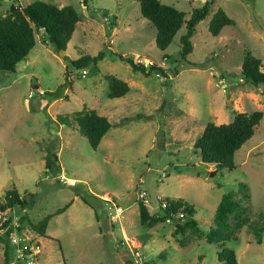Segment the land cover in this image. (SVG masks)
Listing matches in <instances>:
<instances>
[{
  "label": "rangeland",
  "instance_id": "1",
  "mask_svg": "<svg viewBox=\"0 0 264 264\" xmlns=\"http://www.w3.org/2000/svg\"><path fill=\"white\" fill-rule=\"evenodd\" d=\"M42 1L71 5L82 23L75 25L62 54L36 32L34 46L15 71H0V200L14 189L27 201L24 208L0 213V223L9 218L17 228L11 234L17 244L38 241L36 264H130L124 234L139 243L143 264H224L214 243L188 230L180 236L173 235L170 222L139 224L136 194L146 192L149 214L156 211L157 195L180 199L193 207V218L206 231L221 194L235 192L242 182L248 195L241 201L245 223L236 239L223 246L233 250L237 264H264V85L239 73L246 52L259 59L264 72V0H210L207 15L189 38L192 49L185 59L179 55L185 27L164 50L158 49L154 27L140 16L134 0H83L86 9L78 0ZM159 1L187 19L192 8L209 0ZM7 5L8 0H0V10ZM217 9L233 24L212 36L207 22ZM83 11L89 15L87 23ZM99 50L102 59L95 68H83V75L70 63ZM120 55L139 58L144 66L151 61L161 71H133ZM107 74L124 81L129 91L107 98ZM50 92L59 96L49 99ZM82 109H94L111 124L95 149L72 121ZM255 110L262 117L234 152L232 169L200 162L192 144L205 123H227L234 111ZM62 117L70 123L58 125ZM51 122L58 128L50 127ZM46 149L57 157L55 174L44 172ZM60 175L70 179L62 182ZM108 199L123 209L121 226L109 222L110 210L103 205ZM46 215L51 217L45 235L39 236L32 225ZM2 250L0 243V264ZM11 255L9 264H23L16 250Z\"/></svg>",
  "mask_w": 264,
  "mask_h": 264
},
{
  "label": "trees",
  "instance_id": "2",
  "mask_svg": "<svg viewBox=\"0 0 264 264\" xmlns=\"http://www.w3.org/2000/svg\"><path fill=\"white\" fill-rule=\"evenodd\" d=\"M134 1L138 4L140 16L154 27V45L158 49L164 50L171 42L176 31L182 25L185 27V32L179 37V55L185 59V56L192 49L189 38L194 32L195 25L207 15L211 1H205L199 7L192 8L187 19H184L182 11L163 4L159 0ZM79 18L80 15L69 4L57 7L42 0H34L23 6L17 3L9 5L7 13L0 15V71H15L16 64L24 59L34 46V35L38 31H41L48 41L51 39L50 43L56 51L64 52ZM232 24V19L227 17L221 9H217L207 22V30L212 36H216L223 26ZM111 26L112 24L108 26L109 29L112 28ZM103 55V51L99 50L94 55H80L71 60L70 63L74 68H80L81 71H84L83 68H95L97 61L102 59ZM119 57L124 59L133 71H139L142 74H148L152 70L161 71L159 67L152 64L144 66L131 58H123L121 55ZM163 57L166 58L167 56ZM239 73L242 79L254 85H264V72L260 70V61L248 52L242 56ZM104 78L107 82V98H118L129 91L128 85L121 79L109 74L105 75ZM56 96L59 95L55 92L49 93V99H54ZM261 117L262 113L258 110L250 113L234 111L231 120L227 123H205L192 144L198 153L200 162L208 165L212 164L214 168L232 169L234 167V152L250 138L254 126ZM72 121L92 149L97 147L101 137L111 127L110 122L104 116L98 115L94 109L77 111L75 116L72 117ZM62 123L69 124L70 122L66 117H62L57 124ZM43 159L44 172L55 174L58 168L55 153L46 149ZM245 190V184L239 182L235 192L230 191L221 194L214 209L213 224L206 231L201 230L193 218V207L178 198H165L169 207L165 210L157 209L153 214H149L147 207L138 201V222L141 225L151 226L158 221L169 218L173 224V235L182 236L188 230L197 238H203L207 242L214 243L218 247L216 253L219 261L224 264H237L233 250L224 247L223 242L236 239L237 231L245 223V218L241 216L246 211V207L242 205L241 201L248 199ZM238 193L240 197H236ZM80 198L85 204L90 205L86 198L82 196ZM97 199L101 201V199ZM25 204H27V201L22 199L16 190L10 189L5 191L0 200V213L14 207L24 208ZM179 209L184 212L181 221L174 216ZM50 217L51 215H46L32 225L33 230L39 236L45 235L46 224ZM230 220L234 221L231 225L229 224ZM0 229L3 230L0 236V243L3 245L2 263L9 264L12 257L11 253L17 247H14L9 241L8 235L17 228L13 227L9 218H7L1 221ZM255 235L257 236L256 242L260 243L258 233ZM177 242L179 246L184 245L183 238L177 239ZM22 253L26 254V250L22 249ZM199 259H201V256Z\"/></svg>",
  "mask_w": 264,
  "mask_h": 264
},
{
  "label": "built area",
  "instance_id": "3",
  "mask_svg": "<svg viewBox=\"0 0 264 264\" xmlns=\"http://www.w3.org/2000/svg\"><path fill=\"white\" fill-rule=\"evenodd\" d=\"M79 6H81V8L86 9V5L83 3V0H78ZM100 17H101V13H100ZM102 20L106 23V25L110 26L111 22L107 20L106 16L102 17ZM112 28H110L111 31ZM112 43L111 38L108 40V45H110ZM135 62L137 63H141L142 60L137 58L135 60ZM151 65V61H148V63ZM83 73H85V71L81 72V75H83ZM156 76L159 75V73H155ZM60 180L62 182L66 181V178H64L62 175L59 176ZM137 200L142 202L145 206L148 204V196L146 194V192L144 190H140L138 191V193L136 194ZM155 202H156V210L157 209H161V210H165L169 207L167 201L165 200V198L157 195L155 196ZM103 205L105 208L109 209L110 212L108 213V219L109 222L111 224H113V221H116L118 226H121V216L123 213V209L121 208L120 205H118L117 203L113 202L111 199L105 200L103 202ZM175 217L179 218V220L181 221L184 217V212L182 210H178L176 211V214H174ZM164 221L166 222H170L171 220L169 218H166ZM2 230V229H1ZM3 232V230H2ZM13 233V231L11 233H9L8 238L9 241L12 244L16 245V257H18L19 259H21V261L23 262V264H36V255H37V251L39 249L38 246V241L34 242V244L32 245H20L17 244V241L14 239V237L11 235ZM123 239L126 241L125 242V246L131 256V262L130 264H143V257L141 254V251L139 250L140 245L139 243H135L133 240H129L128 238H126L123 234ZM129 242V243H128ZM19 245V246H18ZM22 249L26 250V254L22 253Z\"/></svg>",
  "mask_w": 264,
  "mask_h": 264
},
{
  "label": "crops",
  "instance_id": "4",
  "mask_svg": "<svg viewBox=\"0 0 264 264\" xmlns=\"http://www.w3.org/2000/svg\"><path fill=\"white\" fill-rule=\"evenodd\" d=\"M14 1H16V2H14ZM19 4L20 6H23V5H25V4H28V3H30V2H28V0H26V2L24 3V4H21L18 0H8V5H7V7H5L3 10H0V15H4V14H6L7 13V10H8V7H9V5H11V4ZM57 7H60V6H63V5H65V3H59V4H55ZM83 13V15H84V19H83V21L85 22V23H87V20H88V18H89V15H88V13L87 12H85V11H83L82 12ZM82 20V19H81ZM81 24L82 22L80 21V20H78L77 22H76V24L75 25H77V24ZM38 32H40V31H38ZM62 54V53H61ZM67 179H70V178H66V180ZM69 204H70V202H69Z\"/></svg>",
  "mask_w": 264,
  "mask_h": 264
},
{
  "label": "water",
  "instance_id": "5",
  "mask_svg": "<svg viewBox=\"0 0 264 264\" xmlns=\"http://www.w3.org/2000/svg\"><path fill=\"white\" fill-rule=\"evenodd\" d=\"M50 41H51V39H49V42H50ZM59 54H61V52H59ZM33 87H35V86H33ZM50 127H54L55 129L58 128V126L56 125L55 122H51V123H50Z\"/></svg>",
  "mask_w": 264,
  "mask_h": 264
}]
</instances>
